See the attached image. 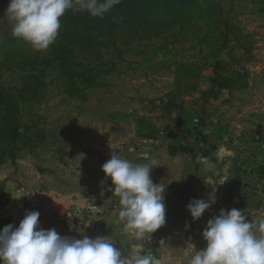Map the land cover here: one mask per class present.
<instances>
[{"label":"rangeland","instance_id":"1","mask_svg":"<svg viewBox=\"0 0 264 264\" xmlns=\"http://www.w3.org/2000/svg\"><path fill=\"white\" fill-rule=\"evenodd\" d=\"M124 1L127 0H121L106 16L118 22L124 19L127 12L121 6ZM134 1L135 32L118 29L116 41L107 44L106 37L90 28L88 36L72 45L69 67L80 80L78 91L69 93L65 89V75L55 60L56 41L47 50L36 51L14 38L5 17L9 0H0V56L4 45L8 48L17 45L31 60H39L35 69L16 66L2 72L1 83L12 88L18 98L21 122V137L14 144L13 154L0 143V219L3 221L44 203L59 210L76 207L79 203L71 195L81 198L83 212L86 205L107 204L112 193L103 184L112 182L101 166L107 161L109 148L124 131L123 119L135 120L131 111L125 112V107L131 109L137 105L143 118L158 109L159 113L170 115L171 120H162L163 123H173L172 129L165 133L138 136L137 143L167 144L178 134L180 142L195 141V133L188 132L172 114L183 111L189 101L200 117L203 103L218 99L219 87L227 81L224 78L211 81L213 73L218 70V62L226 60L225 52L246 40L247 30L241 24L247 20L242 22L238 18L232 0ZM46 58L51 60L48 67L40 63ZM29 80V89H25ZM38 80L44 84L40 86ZM233 112L234 117H224L225 125L235 120L240 122ZM197 122L195 119L194 124ZM240 130L237 134L229 126L224 142L239 146L235 150L239 153L247 151L263 158L259 163L239 166L245 180L256 185L258 181L254 179L264 178V132L249 127ZM135 138L129 139L128 144L132 145ZM247 142L248 149L243 147ZM222 167L225 174L238 171V166L230 162ZM92 173L93 180L85 181L86 174ZM88 189L91 190L84 198Z\"/></svg>","mask_w":264,"mask_h":264},{"label":"crops","instance_id":"2","mask_svg":"<svg viewBox=\"0 0 264 264\" xmlns=\"http://www.w3.org/2000/svg\"><path fill=\"white\" fill-rule=\"evenodd\" d=\"M232 3L233 8L236 4L238 18H241L242 22L247 20V23L241 24L242 29L247 30L244 32L246 40L236 43L225 52L226 60L218 62V70L213 73L214 78L211 79L214 81L217 78H224L228 84L221 83L218 99H210L203 103L200 107V117L196 116L189 101H186L183 111L172 114L180 119L188 132L195 133V141L180 142L178 134L167 144L163 141H153L150 144L137 143L138 136L148 132L165 133L168 128L172 129L173 123H163L162 120H171L170 115L161 114L158 109L155 112L150 111L143 118L137 105H133L131 109L125 107V112L131 111L135 116L134 122L130 120L128 122L127 117L123 119L122 123L126 125L124 131H121L116 144L109 148L107 160L113 151H118L122 158L133 163L155 161L156 166L151 170V179L154 183H164L167 186L166 223L155 232L146 234L142 239L131 237L123 222L119 220V203L110 209L111 203L118 199L110 191L112 195L107 204L86 205L84 212L81 209L83 202L77 195H71V198L76 199L79 204L76 207L69 206V209L63 207L59 210L49 206V203L30 208L40 212L39 224L42 228L54 227L60 235L76 238H81L82 235L105 236L125 254L148 249L158 264H188V260L194 254L193 245L199 250L206 244L202 230L207 220L213 215H218L221 208L241 209L253 221L264 218V178L254 179L258 181L256 185L250 183L249 180H245V175L240 173L239 167L241 164L259 163L263 158L247 151L239 153L235 151L239 146L224 142V134L229 126L237 134L245 127L264 132V10L261 8L264 7V0H232ZM229 108L232 110L230 111ZM226 109L229 110L228 113ZM233 111L240 122L231 121L227 126L223 119L227 115L234 117ZM195 119L198 122L194 124ZM173 129L178 132V129ZM134 137H137L136 140L129 145V139ZM249 146L250 143L247 142L243 147L248 149ZM221 147L225 149V155L222 160L217 161L215 153ZM202 156L212 159L216 163V168L206 171L200 163ZM228 162L236 164L238 171L225 174L221 169ZM93 178L92 173L86 174L84 179L88 182ZM242 181H248V184H242L244 183ZM103 185L108 189L112 183ZM90 190L84 191L86 194L83 195L84 198H87ZM94 192L96 191H91L95 194ZM193 198L215 199V203L195 221L186 208ZM71 208H76L77 212L70 213ZM24 214L6 221L0 219V229L10 223L18 226ZM185 224H189L190 228L186 230Z\"/></svg>","mask_w":264,"mask_h":264},{"label":"clouds","instance_id":"3","mask_svg":"<svg viewBox=\"0 0 264 264\" xmlns=\"http://www.w3.org/2000/svg\"><path fill=\"white\" fill-rule=\"evenodd\" d=\"M121 0H9L5 17L14 38L28 43L33 50L45 51L57 39L61 17L69 9L88 12L103 18ZM225 149L219 148L216 160H222ZM206 171L216 168L207 156L200 158ZM156 166L133 163L113 151L102 164L111 178V191L120 205L119 220L131 237L142 239L166 223V184L154 183L151 170ZM103 183V181H101ZM18 197V196H17ZM215 203V199L193 198L186 205L193 221ZM40 212L26 210L18 226L8 224L0 229V264H155L151 251L125 254L105 236L81 238L60 235L53 228L39 224ZM190 228L185 224V229ZM205 246L196 250L188 264H264V218L253 221L241 210L221 208L211 216L202 230Z\"/></svg>","mask_w":264,"mask_h":264},{"label":"trees","instance_id":"4","mask_svg":"<svg viewBox=\"0 0 264 264\" xmlns=\"http://www.w3.org/2000/svg\"><path fill=\"white\" fill-rule=\"evenodd\" d=\"M135 5L134 0H127L122 3L123 11L127 12L125 18L119 22L110 18L109 15L106 16V14H104L103 18L91 17L86 12L73 11L71 9L67 10L61 17V28L53 47L55 60L65 75V89L69 93L78 91L77 85L80 80V76L76 71L69 67L74 50L72 45L78 39H83L84 36H88V30L90 28H94L100 36L106 37L107 44H113L116 41L118 29L135 32V24L137 23V17L133 11ZM4 49L2 56H0V143H4L9 153L13 154L14 144L21 137L18 98L12 88H7L1 83L2 72L5 69L10 70L16 66H28L29 68L35 69V64L39 63V60H31V56L25 54L21 47L17 45H13L12 48L4 45ZM42 62L45 67H48L51 60L46 58L40 61V63ZM29 77L32 78V76ZM35 78L36 80L39 79L38 77ZM38 81L40 86L44 84L42 80ZM26 83L25 89H29L30 80ZM20 91L22 89L18 90V92Z\"/></svg>","mask_w":264,"mask_h":264},{"label":"water","instance_id":"5","mask_svg":"<svg viewBox=\"0 0 264 264\" xmlns=\"http://www.w3.org/2000/svg\"><path fill=\"white\" fill-rule=\"evenodd\" d=\"M116 203H119V202H118V199H117V200H114V201L111 203L110 209H112L113 206H114ZM72 211H73V212H77V209L74 208ZM155 264H158V261H157V260H155Z\"/></svg>","mask_w":264,"mask_h":264}]
</instances>
